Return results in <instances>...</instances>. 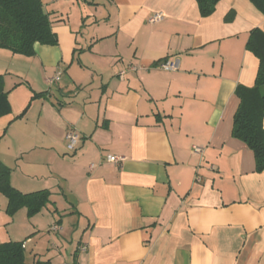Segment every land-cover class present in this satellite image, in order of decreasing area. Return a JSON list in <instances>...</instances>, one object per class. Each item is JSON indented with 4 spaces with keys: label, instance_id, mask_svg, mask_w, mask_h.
<instances>
[{
    "label": "crops",
    "instance_id": "obj_1",
    "mask_svg": "<svg viewBox=\"0 0 264 264\" xmlns=\"http://www.w3.org/2000/svg\"><path fill=\"white\" fill-rule=\"evenodd\" d=\"M42 1L58 44L0 48L12 106L0 160L16 189L49 202L10 215L0 193V243L24 241L30 264H264V170L232 136L264 13L251 0H220L207 17L197 0ZM170 57L177 70L159 66ZM131 63L141 68L120 77Z\"/></svg>",
    "mask_w": 264,
    "mask_h": 264
},
{
    "label": "trees",
    "instance_id": "obj_2",
    "mask_svg": "<svg viewBox=\"0 0 264 264\" xmlns=\"http://www.w3.org/2000/svg\"><path fill=\"white\" fill-rule=\"evenodd\" d=\"M220 0H197L203 17L211 15ZM264 13V0H251ZM50 15L42 0H0V48L26 56L35 55V44L57 45ZM259 60L255 84L238 85L240 99L234 115L232 136L244 141L256 157V168L264 170V31L254 28L247 43ZM165 60V59H163ZM0 74V117L11 112L8 91ZM44 92L39 93V95ZM20 114L18 117L22 116ZM0 193L8 198L7 212L14 215L27 207L30 215L39 212L49 202V191L22 193L10 182V168L0 160ZM0 264H30L26 260L24 241L0 243Z\"/></svg>",
    "mask_w": 264,
    "mask_h": 264
},
{
    "label": "built area",
    "instance_id": "obj_3",
    "mask_svg": "<svg viewBox=\"0 0 264 264\" xmlns=\"http://www.w3.org/2000/svg\"><path fill=\"white\" fill-rule=\"evenodd\" d=\"M163 16H164L163 13H155L154 15H152L150 17L149 21L150 22L160 21L163 19ZM159 66L162 69L169 70V71L170 70L171 71L177 70L178 66H179V60L176 57L166 58L165 60H162L159 63ZM139 68H141L140 65H136V64L131 63L125 69H123L119 72V76L123 78L128 71L138 70ZM60 77H61V73H57L54 77H50L48 79V83L50 85H52L56 81L60 80ZM81 139H82L81 135L78 131H76L75 129L68 130V132L66 133V140H67L68 149L70 151H74L78 147ZM193 151L194 152H201L202 147L194 145ZM107 159L110 162H119V161H123L125 159V157L114 155V154H108ZM55 228H57V226ZM80 250H82V251L87 250V245H85V244L81 245Z\"/></svg>",
    "mask_w": 264,
    "mask_h": 264
}]
</instances>
